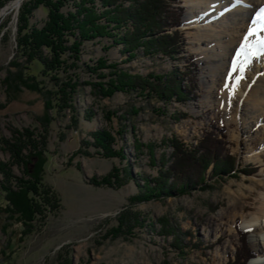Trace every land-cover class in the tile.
I'll return each mask as SVG.
<instances>
[{"label":"rangeland","instance_id":"374dc122","mask_svg":"<svg viewBox=\"0 0 264 264\" xmlns=\"http://www.w3.org/2000/svg\"><path fill=\"white\" fill-rule=\"evenodd\" d=\"M71 1L84 9L92 2L99 8L106 0ZM188 1L182 0L179 28L186 39L184 58L174 61L159 55L145 56L139 49L136 57L128 60L123 45L112 44L105 36L82 44L78 62L69 58L70 52L61 56L65 65L56 75L59 80L51 74L44 76L39 60L30 63L22 56L17 43L22 4L0 21V163L9 165L14 176L29 179L24 166L6 148V141L12 143L18 136L25 139L31 132L39 143H46L47 150L39 214L31 218L20 215L0 188V264H227L240 246L243 232L256 255L248 264L264 257L263 245L256 247L250 232L241 227L242 216L257 210L264 193V137L256 132L262 130L264 122L245 124L244 103L250 94L244 91L246 83H234L237 73L233 75L227 67L215 74L219 58L206 60L196 51L197 30L188 25ZM48 15L40 6L31 23L42 27ZM255 41L258 43V38ZM99 61L118 68L96 70ZM260 64L255 65L260 68ZM189 67H194L197 96L184 103L172 100L166 105L158 99L122 92L103 98L90 85L108 83L109 75L122 72L123 81L139 83L146 92L152 88L159 91L156 76ZM21 68L23 79L29 82L34 78L38 90L17 81L5 82L10 74L15 79ZM210 72L219 74L217 79L209 78ZM71 79L79 83L74 95L78 112L75 122L70 109L58 112L53 106L46 110L51 98H58V87ZM187 82L184 78L183 83ZM241 94L243 103L237 107L233 100ZM112 111L116 117L110 122L107 113ZM47 112L52 119L49 127L44 123ZM211 125L217 133L224 131L227 149L237 159L239 172L213 176L212 169L204 174L191 164L183 167L189 170L186 176L180 177L182 170L171 171L176 163L171 140L188 147L197 145ZM123 129L125 133L119 136L117 131ZM99 130L111 132L116 140L113 148H124L125 160L97 154L89 143H93L91 134ZM249 156H262L263 163ZM251 166L256 168L254 173L242 172ZM114 167L121 171V188L93 184ZM6 181L0 174V182ZM138 195L147 200L137 201L134 197ZM230 226L235 230L230 231Z\"/></svg>","mask_w":264,"mask_h":264},{"label":"trees","instance_id":"16d2710c","mask_svg":"<svg viewBox=\"0 0 264 264\" xmlns=\"http://www.w3.org/2000/svg\"><path fill=\"white\" fill-rule=\"evenodd\" d=\"M12 1L15 2V0H0V10ZM71 2V0H26L20 9L18 15L19 28L17 29L21 38L17 43H19L22 56L28 57L30 63L39 60L44 67V76L51 74L55 80H59L56 75L64 69L65 65V62L61 61V56L70 52L72 57L69 58L78 62L82 44L97 38L103 39L105 36L112 41V44L123 45L122 52L128 56V60L135 58L139 49L143 50L145 56L159 55L174 61L184 58L186 39L179 29L182 26L181 21L184 12L181 6L182 0H106L101 2L99 8L95 7L92 2L84 9L83 6L81 8L75 3L71 4ZM40 6L47 9L49 13L48 19L42 27L31 23L34 12ZM71 6V10L65 11L66 7ZM131 28L133 31L130 30ZM45 49L48 51L47 55ZM98 65L99 68L97 67L96 70L118 68L117 65L109 67L105 61H99ZM14 67H19V64L14 65ZM23 68L19 69L15 79L10 74L5 82L17 81L23 83L30 90H38V82L34 78H32L33 80L30 79L29 82L23 79ZM192 68L189 67L185 71L176 68L170 75L156 76L154 82H157L155 84H158L159 91L152 88L146 92V87L139 83L133 85V83L129 84L123 81L121 75L124 73L122 72H118L119 75L117 73L109 75L111 79L108 83H90V85L94 88V92L103 98H112L117 92H122L125 94L137 93L149 99H158L166 105L172 100L184 103L197 96ZM184 78H187L188 84L183 83ZM25 83H31V85L26 86ZM78 84L76 81L72 82L71 79L70 82L58 87V98L55 100L51 98L46 110L53 109V106L58 112L70 109L73 121H77L78 112L74 105V95L77 92ZM53 101L56 102L54 105ZM161 111L159 109L158 112L162 113ZM137 112L133 109V113L138 114ZM107 116L112 122V117H116V112H108ZM45 117V126L49 127V122L52 119L48 112ZM118 118L119 120L122 119V117ZM210 127H212L210 130L207 129L203 132L202 137L196 142L197 145L188 147L178 141L171 140L176 153V163L170 167L171 171L182 170L180 177L186 176L189 170H185L183 167L185 164H191L198 166L204 174L212 169L213 176L239 172L235 167L237 159L227 149L228 144L225 143L224 131L221 130L217 133L214 130V125ZM124 129L117 131L119 136L125 133ZM133 130L135 134L134 127ZM91 135L93 143L89 144L97 154L105 158L126 159L124 148L118 150L113 148L116 140L111 132L99 130ZM35 136V134L28 132L25 139L18 136L12 143L6 141V148L9 149L14 160L19 165L24 166L26 174L30 176L29 179L14 176L9 165L5 166L0 163V174L7 180L0 182V188L7 195V203L17 209L19 214H26L30 218L40 213L38 198L42 188L41 175L47 162L45 158L47 150L44 149L46 143H39L36 140L37 136ZM27 150L29 153L25 155L24 151ZM29 167H32V170ZM241 170L244 174H251L250 171L254 173L256 168L251 166ZM120 173L121 171L114 167L110 174L100 178V180H93V184L121 188L124 183L120 179ZM115 181L118 183L113 185ZM142 198L141 195L134 197L137 201L147 200ZM121 229L122 227L115 232ZM239 236L240 246L235 249V254L229 258L227 264H248L256 256L249 246L247 234L243 232Z\"/></svg>","mask_w":264,"mask_h":264},{"label":"bare ground","instance_id":"6f19581e","mask_svg":"<svg viewBox=\"0 0 264 264\" xmlns=\"http://www.w3.org/2000/svg\"><path fill=\"white\" fill-rule=\"evenodd\" d=\"M21 2L16 0L5 6L0 12V21L9 13L17 11ZM188 4V25L195 26L197 30L194 33L196 51H200L206 60L213 57L219 58L220 65L215 74L220 73L223 67H227L233 75L237 73L234 83L240 80L246 83L244 91H249L250 94L244 103V114L247 113L245 124L251 122L256 125L257 121L264 122V64H260L261 60L264 61V54H262L264 49L257 51L258 43L255 41L257 36L249 37L248 41L243 39L250 26L259 27V25H252L251 22L259 10L264 8V0H189ZM261 36L264 38L263 35ZM255 64H260V68ZM207 76L217 79V76L211 72ZM215 81L211 82L215 83ZM233 101V104L239 107L243 103L242 94ZM256 132L257 135L261 133L264 137V126L262 130ZM252 157L254 156L248 158ZM261 157H254V159L263 163ZM261 172V175H264V170ZM260 198L261 203L259 207L257 206V210L249 216L246 214L242 216L241 227L250 232L249 237L256 247L261 244L264 249V193ZM234 230V226H230V231ZM250 264H264V257L256 258Z\"/></svg>","mask_w":264,"mask_h":264},{"label":"snow or ice","instance_id":"6c2138e0","mask_svg":"<svg viewBox=\"0 0 264 264\" xmlns=\"http://www.w3.org/2000/svg\"><path fill=\"white\" fill-rule=\"evenodd\" d=\"M252 25H259L258 28L256 27H249L248 32L244 36V41H248L249 37L251 36H257L258 38V44L256 46L257 51H261L264 49V38L259 36L260 32H264V8L260 9L257 13V16L253 17L252 19ZM264 54V53H262Z\"/></svg>","mask_w":264,"mask_h":264},{"label":"water","instance_id":"95a60500","mask_svg":"<svg viewBox=\"0 0 264 264\" xmlns=\"http://www.w3.org/2000/svg\"><path fill=\"white\" fill-rule=\"evenodd\" d=\"M22 1V0H21Z\"/></svg>","mask_w":264,"mask_h":264}]
</instances>
